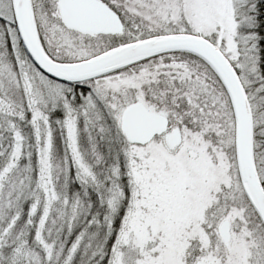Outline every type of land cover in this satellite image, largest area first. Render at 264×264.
<instances>
[{"label":"snow or ice","instance_id":"obj_1","mask_svg":"<svg viewBox=\"0 0 264 264\" xmlns=\"http://www.w3.org/2000/svg\"><path fill=\"white\" fill-rule=\"evenodd\" d=\"M0 264H264V0H0Z\"/></svg>","mask_w":264,"mask_h":264}]
</instances>
